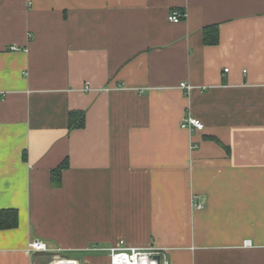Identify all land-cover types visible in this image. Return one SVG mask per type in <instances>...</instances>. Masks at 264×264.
<instances>
[{
  "label": "crops",
  "instance_id": "crops-1",
  "mask_svg": "<svg viewBox=\"0 0 264 264\" xmlns=\"http://www.w3.org/2000/svg\"><path fill=\"white\" fill-rule=\"evenodd\" d=\"M9 209L0 264L119 241L166 264H264V0H0Z\"/></svg>",
  "mask_w": 264,
  "mask_h": 264
},
{
  "label": "built area",
  "instance_id": "built-area-1",
  "mask_svg": "<svg viewBox=\"0 0 264 264\" xmlns=\"http://www.w3.org/2000/svg\"><path fill=\"white\" fill-rule=\"evenodd\" d=\"M184 18V14H180L177 11H172L170 12L169 16H168V20L172 23H179L182 21V19ZM225 72H227V70H224ZM179 88L182 90H185L187 93H189L192 89V87L188 84H186L185 82L180 83ZM85 89L89 90V85L86 84ZM203 124L202 122L197 119L194 118L193 116H189V115H185V117L182 119L181 124H180V128L184 129V130H195V131H201L203 130ZM202 205L199 204L198 202H194L193 203V208L196 210L202 209ZM28 249L32 252H36V253H47L48 248L47 246L40 242V241H33L29 244ZM92 251H99V252H108L109 256V263L108 264H114V260L116 257L119 256H123L126 259V263H130L134 262L135 259H137L139 261V264L141 262V260L145 257H149L151 255H157L159 254V252L155 251V250H141V249H137V248H130L128 246H126V244L123 241H119L117 242L116 245L114 246H110L108 248H102L99 246H94L92 249ZM160 255V254H159ZM135 258V259H134ZM57 260H63V259H59L58 257H55V261ZM76 261V260H74ZM53 262V263H54ZM78 263V261H76ZM51 263V264H53ZM157 263V262H156ZM79 264V263H78ZM160 264H166L165 262H162L160 260Z\"/></svg>",
  "mask_w": 264,
  "mask_h": 264
},
{
  "label": "trees",
  "instance_id": "trees-1",
  "mask_svg": "<svg viewBox=\"0 0 264 264\" xmlns=\"http://www.w3.org/2000/svg\"><path fill=\"white\" fill-rule=\"evenodd\" d=\"M211 38H204V43L207 45H214L217 43V31L215 28L214 35ZM84 127V114L82 112H72L69 116V128L70 129H80ZM66 164L62 165L58 171L52 173L53 182H57L59 176V170L65 169ZM18 213L16 210H0V230L11 229L17 225Z\"/></svg>",
  "mask_w": 264,
  "mask_h": 264
},
{
  "label": "rangeland",
  "instance_id": "rangeland-1",
  "mask_svg": "<svg viewBox=\"0 0 264 264\" xmlns=\"http://www.w3.org/2000/svg\"><path fill=\"white\" fill-rule=\"evenodd\" d=\"M93 248V246H90L89 248H87V250H85L84 252H64L61 254V256H55L58 257L59 259H65V258H69V259H75L76 261H78L79 264H108L109 263V253L108 252H99V251H92L91 249ZM102 248H108V247H102ZM143 250V249H141ZM146 250H155L157 252H159V250L157 249H145ZM160 256L161 253L159 252ZM95 256V257H94ZM105 256V257H104ZM55 257L52 256H47L46 260L41 261L42 264H51L55 261ZM108 259V260H107Z\"/></svg>",
  "mask_w": 264,
  "mask_h": 264
},
{
  "label": "bare ground",
  "instance_id": "bare-ground-1",
  "mask_svg": "<svg viewBox=\"0 0 264 264\" xmlns=\"http://www.w3.org/2000/svg\"><path fill=\"white\" fill-rule=\"evenodd\" d=\"M135 259V258H134ZM53 264H78L76 261L63 259V260H57ZM114 264H128L126 263V259L123 256L116 257L114 260ZM129 264H139V261L135 259L134 262H131ZM140 264H157L155 260L150 259L149 257H145L141 260Z\"/></svg>",
  "mask_w": 264,
  "mask_h": 264
},
{
  "label": "water",
  "instance_id": "water-1",
  "mask_svg": "<svg viewBox=\"0 0 264 264\" xmlns=\"http://www.w3.org/2000/svg\"><path fill=\"white\" fill-rule=\"evenodd\" d=\"M149 258L155 260L157 262V264H160L161 256L159 254L151 255V256H149Z\"/></svg>",
  "mask_w": 264,
  "mask_h": 264
}]
</instances>
